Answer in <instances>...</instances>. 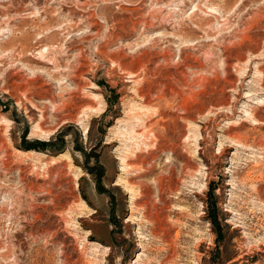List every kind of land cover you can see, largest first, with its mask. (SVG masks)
I'll use <instances>...</instances> for the list:
<instances>
[{"label": "rangeland", "instance_id": "374dc122", "mask_svg": "<svg viewBox=\"0 0 264 264\" xmlns=\"http://www.w3.org/2000/svg\"><path fill=\"white\" fill-rule=\"evenodd\" d=\"M0 264H264V0H0Z\"/></svg>", "mask_w": 264, "mask_h": 264}, {"label": "trees", "instance_id": "16d2710c", "mask_svg": "<svg viewBox=\"0 0 264 264\" xmlns=\"http://www.w3.org/2000/svg\"><path fill=\"white\" fill-rule=\"evenodd\" d=\"M32 143H35V145ZM32 143L30 144L31 147H29V148H33V149L41 148V150H43L45 152H50V153H55L58 150H61L58 146L54 145V143L52 141H47V142H45V141H33Z\"/></svg>", "mask_w": 264, "mask_h": 264}, {"label": "bare ground", "instance_id": "6f19581e", "mask_svg": "<svg viewBox=\"0 0 264 264\" xmlns=\"http://www.w3.org/2000/svg\"><path fill=\"white\" fill-rule=\"evenodd\" d=\"M248 253V252H247Z\"/></svg>", "mask_w": 264, "mask_h": 264}]
</instances>
